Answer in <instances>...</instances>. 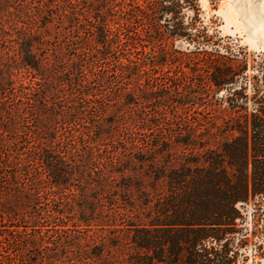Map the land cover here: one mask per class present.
Segmentation results:
<instances>
[{
  "label": "trees",
  "instance_id": "1",
  "mask_svg": "<svg viewBox=\"0 0 264 264\" xmlns=\"http://www.w3.org/2000/svg\"><path fill=\"white\" fill-rule=\"evenodd\" d=\"M202 21L198 0H0L1 264L264 256V58Z\"/></svg>",
  "mask_w": 264,
  "mask_h": 264
},
{
  "label": "rangeland",
  "instance_id": "2",
  "mask_svg": "<svg viewBox=\"0 0 264 264\" xmlns=\"http://www.w3.org/2000/svg\"><path fill=\"white\" fill-rule=\"evenodd\" d=\"M198 3L202 23L208 26L209 33L216 31L214 39L219 40L222 52L243 49L250 58L257 55L264 58V0H198ZM188 13L192 14L190 10ZM170 46L185 52L195 49V45L183 39L171 40ZM182 57L193 59L185 55ZM222 96L224 92L218 94V98ZM249 214H252L251 209ZM248 254L246 264H264V256L254 259L250 248Z\"/></svg>",
  "mask_w": 264,
  "mask_h": 264
}]
</instances>
